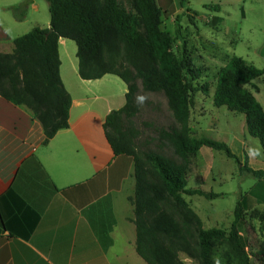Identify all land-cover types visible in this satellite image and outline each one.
<instances>
[{"label": "trees", "instance_id": "16d2710c", "mask_svg": "<svg viewBox=\"0 0 264 264\" xmlns=\"http://www.w3.org/2000/svg\"><path fill=\"white\" fill-rule=\"evenodd\" d=\"M32 1L25 0L13 8L16 18L23 19ZM47 1L51 26L36 27L17 37L12 53L0 52V94L32 108L44 127L47 143L69 126L72 96L60 74L59 40H74L83 79L115 74L128 85L125 106L112 110L104 127L115 153L130 155L135 162L136 193L132 201L138 254L148 264H185L181 253L198 264H219L215 249L226 243L237 264H250L248 244L241 233L243 204L238 202L230 230L206 229L183 197L218 196L188 187L190 157L203 146L224 151L241 170L256 178L264 177V169L243 164L224 141L192 135L193 94L196 90L208 92L209 87L195 86L193 81L200 77L201 69L185 52L180 58L173 51L181 37L180 24L176 37L161 28L158 0H130V9L120 0ZM207 6L221 10L219 5ZM137 16L143 31L137 29ZM262 76L264 68L241 56L231 57L218 73L214 104L245 114L248 133L259 139L264 152V107L246 86ZM141 90L163 93L174 120L167 127L143 121L144 126H154L156 131L155 137L144 140L136 120L142 112ZM256 255L264 262V248Z\"/></svg>", "mask_w": 264, "mask_h": 264}, {"label": "crops", "instance_id": "0c3cea01", "mask_svg": "<svg viewBox=\"0 0 264 264\" xmlns=\"http://www.w3.org/2000/svg\"><path fill=\"white\" fill-rule=\"evenodd\" d=\"M24 1L0 0L2 53L51 26L47 0H33L16 18L13 8ZM77 51L74 40L60 38L72 106L69 126L47 143L32 108L0 94V264H148L136 250L135 162L115 153L104 127L125 106L128 85L115 74L83 79ZM259 78L249 84L255 96Z\"/></svg>", "mask_w": 264, "mask_h": 264}, {"label": "rangeland", "instance_id": "374dc122", "mask_svg": "<svg viewBox=\"0 0 264 264\" xmlns=\"http://www.w3.org/2000/svg\"><path fill=\"white\" fill-rule=\"evenodd\" d=\"M120 1L130 9V0ZM158 3L164 31L176 37L180 24L181 37L176 39L173 51L180 58L185 52L201 69L193 84L209 87L208 92L196 90L193 94L192 135L224 141L243 164L264 169L261 143L248 133L245 114L214 104L218 73L231 57L241 56L248 63L264 68V0H185L184 4L182 0H158ZM211 4L219 5L221 10L207 6ZM137 29L143 31L138 16ZM255 83L259 90L257 99L264 102V76ZM249 84L246 86L251 89ZM139 101L142 112L136 120L143 130L142 140L156 136L154 126L167 127L174 123L163 93L141 90ZM143 121H152L154 126L146 127ZM187 176L189 188L218 194L216 197L183 194L200 216L204 228L230 230L236 206L238 202L243 204L241 233L248 244L250 264H264L256 255L264 248V177L256 178L241 170L224 151L208 146L191 155ZM180 256L185 264H198L185 253ZM214 257L219 264H237L226 243L217 246Z\"/></svg>", "mask_w": 264, "mask_h": 264}]
</instances>
